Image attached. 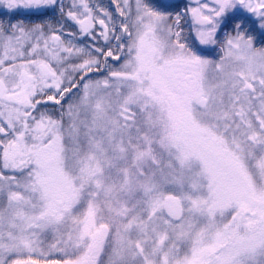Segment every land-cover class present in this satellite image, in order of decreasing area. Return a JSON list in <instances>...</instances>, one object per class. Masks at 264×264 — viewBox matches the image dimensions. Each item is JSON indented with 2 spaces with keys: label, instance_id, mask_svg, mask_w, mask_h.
<instances>
[{
  "label": "snow or ice",
  "instance_id": "obj_1",
  "mask_svg": "<svg viewBox=\"0 0 264 264\" xmlns=\"http://www.w3.org/2000/svg\"><path fill=\"white\" fill-rule=\"evenodd\" d=\"M0 264H264V0H0Z\"/></svg>",
  "mask_w": 264,
  "mask_h": 264
}]
</instances>
